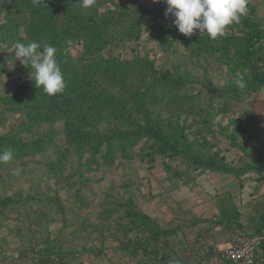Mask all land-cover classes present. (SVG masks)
Instances as JSON below:
<instances>
[{
	"label": "trees",
	"instance_id": "1",
	"mask_svg": "<svg viewBox=\"0 0 264 264\" xmlns=\"http://www.w3.org/2000/svg\"><path fill=\"white\" fill-rule=\"evenodd\" d=\"M166 9L162 2L149 7L137 0H92L87 8L81 0H40L35 5L32 0H0V17L5 18L0 23V47L9 50L17 42L33 41L41 47L55 46L66 84L62 93L49 97L35 87L29 76L22 78L13 91L0 95V129L7 125L8 115L25 122L0 133V151L11 149L14 155L11 162L0 163L1 177L8 175H1L6 166L25 165L26 158L43 155L51 148L63 159L57 168L71 154H90L85 166L88 171L102 163L113 168L120 159L145 161L149 153L136 150L145 140L150 142L151 150L148 175L155 167L157 156L181 158L195 171L237 176L248 171L246 166L229 163L202 129L196 136L203 140L192 139L182 118L205 112L199 105L204 93L213 95L209 104L214 108L216 98L221 104L228 97H249L264 90V22L257 14V6L248 0L247 15L215 41L204 34L185 37L174 23H162ZM154 20L150 39H158L163 56L169 58L175 52L172 50L175 45L184 43V57L175 58L170 67L158 65L157 59L139 51H134L131 57L125 49L128 43L140 42ZM73 50L78 54L73 55ZM8 58L0 59V67ZM212 60L227 68L232 78L229 85L219 88L208 83L206 76L210 74ZM194 70H201L202 74L196 76ZM214 111L215 117L222 116L218 109ZM59 123L64 125L68 148L57 147L53 131H42ZM232 124L234 121L225 125L222 134L247 155L257 152L260 168H264V147H256L252 142L249 148L248 142L241 143L249 130H239ZM203 125H211L207 115L203 116ZM25 134L35 138L27 139ZM82 167L65 177L64 187L43 199L57 202L54 212L64 216L66 227L72 228L78 220L81 227L54 239L48 230L54 218L37 211L38 218L31 219V227L38 230L33 233V242L38 244H24L20 260L33 253L30 264H78L82 253L94 258L105 255L110 237L90 223L88 216H81L89 208L90 201L84 191L92 180L85 177ZM166 170L171 171L167 164ZM143 179L132 186H142ZM34 198L30 196L26 201ZM20 201L21 198L18 200L11 194L0 206L6 210ZM107 203L113 205L98 218L105 223L113 221L116 231L113 241L118 251L140 258V264H185L180 255L181 227H166L158 217L141 210L133 197L119 201L107 193L101 205ZM94 232L100 233V245L92 237ZM19 234H24L23 229ZM84 234L91 247L85 245L81 252L65 249L66 244L83 240ZM204 258L202 255L200 264Z\"/></svg>",
	"mask_w": 264,
	"mask_h": 264
},
{
	"label": "rangeland",
	"instance_id": "2",
	"mask_svg": "<svg viewBox=\"0 0 264 264\" xmlns=\"http://www.w3.org/2000/svg\"><path fill=\"white\" fill-rule=\"evenodd\" d=\"M141 4H146L149 7H155L159 3H153L152 0H137ZM5 2V1H4ZM251 2L257 6V14L261 18L262 23L264 22V0H251ZM163 3V2H162ZM167 5L166 3H164ZM110 7L113 5L110 4ZM105 7L103 8V11ZM5 20L4 16L0 17V23ZM162 23L170 24L174 23V18L169 16L165 18V16L161 19ZM153 24L146 28L143 38L140 42L128 43L125 48L129 55L132 57L134 55V51H139L143 55H149L152 59H157L158 65L166 64L167 67H170L173 60L175 58H183L182 54L185 51L184 43L175 45L172 49L175 52H172L169 55V58L163 56V52L160 48L158 39H150L153 34ZM73 55H77L78 51L73 50ZM5 56H9L8 60L5 61L4 66L0 67V95L8 93V91H13L20 83V80L23 78H28L30 76V69L21 65L19 61L14 60V48L9 50H3L0 47V59ZM220 64L215 60H212L210 74L206 76L208 83L211 85H215V87L222 88L224 86L229 85L230 76L227 68L224 66H219ZM193 74L196 76L201 75V70H194ZM232 80V78H231ZM213 99V95L209 93H204L201 97L200 106L205 109L203 114L194 113L190 117L183 116L182 123L188 125L189 129L187 130L192 139L197 138L199 141H202L203 138L199 135L196 136V133L202 129L204 135L209 141L216 146V149H220L223 154L228 155L232 158L238 157L237 149L231 144V141L227 139L224 134H222V128L227 125L226 113L227 110L226 101L221 105L219 99H214V108H210L209 101ZM255 102L254 97H244L241 99L238 104L241 105H249L251 108ZM221 105V107H220ZM218 106V107H217ZM217 107V108H216ZM220 107V108H219ZM214 109H218L225 114V116H216ZM207 115L209 119L211 118V125L209 127H205L203 125V116ZM8 123L5 127L0 129V133H6L11 129L17 128V126L23 125L25 122L23 119H19L16 116L8 115ZM229 117V116H228ZM28 127V126H26ZM211 130L217 131L218 133L212 134ZM232 130V127H230ZM44 133L48 131H53V136L55 140L54 143L57 144V147L68 148L67 143L65 142L64 125L59 123L55 125L53 128L47 126L42 130ZM27 139L35 138L32 134H25ZM244 143V140L241 139V143ZM150 142L145 140L143 141L136 150L139 153L148 154L145 161L141 159H137L132 162H127L126 160H118L117 165L113 168H109L103 165L94 166L91 171L86 169V163L90 159V154H71L67 157L63 163V166L57 168L56 165H60L63 159H60V156L56 154V151L51 148L44 152L43 155H37L34 157L26 158L27 163L25 165H17L14 166H6L5 170L2 171L1 175L8 174L6 177L0 176V200L2 197L6 196L11 187H14L12 195L15 196L18 200L21 198L19 203H15L6 209L7 218L6 222H2V225H5L6 230L5 233L10 235L12 232H19L23 229L24 234L22 237H25L27 242H33V233L38 231L36 228L31 227L33 224L32 220H36L38 218L37 211H39L40 215L48 214L49 216L54 218V221L50 223L48 226V230L52 234L54 239L59 237H64L68 234V232L73 229H78L81 227L80 220L74 221V226L66 227L64 216L62 214H58L56 211L57 202L52 200H43L45 197H48L51 193L56 191L59 188L65 186V177L72 174L74 171L78 170L82 165V171L84 172L85 177L91 178V182L85 185L84 196L90 201L89 208L83 212H81V216H88L90 219V223L98 226L103 235H107L110 237L107 246L106 253L99 260L103 261L105 264H110L112 262L110 257H114L117 263L121 264L120 258L122 253L114 252L117 251L114 249L116 243L113 241V235H115L116 231L114 230L113 221L110 223H105L98 215L103 212L104 209L111 208L112 203H107L105 205H101V202L106 197L107 193L111 196L116 197L119 201H124L129 197H133L137 206L144 211H149L156 217L165 219V217H169L170 213H168L167 207L163 204V206H159V203L164 199V195L167 197V200L172 203L173 198H180L182 194L184 196H189L190 186L185 185L182 187L181 191L172 193V197L170 196V191L174 189V185H180L181 182L185 180H190L195 177L197 174L190 168L186 161L181 158H166V164L169 166L170 172L165 171L164 163L161 161L163 157L157 156L158 165L155 166L153 172H150L148 175V169L152 165L151 163V150L148 148ZM237 155V156H236ZM235 158V159H236ZM22 162V163H23ZM61 162V163H60ZM120 163V164H119ZM156 164V163H155ZM154 167V164H153ZM157 167V168H156ZM152 169V168H151ZM214 174V173H213ZM213 174L204 175L206 176L204 179H208L209 176ZM169 175L170 178H167ZM143 179L142 186L136 184L134 186L133 183L136 181H140ZM146 178L151 182L150 184L146 181ZM152 178V179H151ZM202 178V177H201ZM13 184V185H12ZM165 194V192H167ZM210 192H216L215 188H211ZM149 197H144V195ZM35 197L32 200H27L28 197ZM65 197V195H64ZM190 197V196H189ZM151 200V201H150ZM26 201V202H25ZM150 201V202H149ZM168 206V205H167ZM9 209L12 212H8ZM173 211V209H172ZM173 214H179L178 209H175ZM41 219V218H40ZM39 219V220H40ZM32 231V232H31ZM88 234V233H87ZM99 234L94 232L92 237L95 238V242L97 245H100ZM87 235L84 234L83 240H78L74 243H68L65 245L66 250H79L80 252L83 250V246L91 247V242L88 243L86 240ZM34 243V242H33ZM38 243H34L37 246ZM19 245V244H18ZM10 246H14V244H10ZM78 251V252H79ZM17 254V253H16ZM83 254V255H82ZM80 257V262L78 264H96L95 258L91 257L88 254L82 253ZM12 254L8 257V264H15L16 258L18 260V264H30L33 260V253H28L26 255V259L22 258L21 260L13 256ZM77 259V257H75ZM140 259V258H139ZM20 260V261H19ZM129 260V258H127ZM75 262V261H72ZM115 262V264H116ZM100 263V262H99ZM114 264V262H113Z\"/></svg>",
	"mask_w": 264,
	"mask_h": 264
},
{
	"label": "crops",
	"instance_id": "3",
	"mask_svg": "<svg viewBox=\"0 0 264 264\" xmlns=\"http://www.w3.org/2000/svg\"><path fill=\"white\" fill-rule=\"evenodd\" d=\"M249 97H254L255 102H258L254 103L251 108L249 105L247 107V105L238 104L244 97H228L221 103L222 105L226 101L227 110L225 113L226 118H228L226 124L234 121L232 125L237 126V129L249 130L247 135L242 137L244 142H248L249 148L252 146V142L256 147H264V90ZM220 112L223 114L221 109ZM223 115L225 116V114ZM255 153L249 156L237 149V158L224 154L227 161L232 165L247 167L248 171L240 176L224 172L195 171L193 169L197 174L195 177L181 182L180 185L175 184L174 189L170 191L171 196L173 191L179 192L183 186L188 185L190 186V197L182 194L178 199L173 198L171 203L164 195L159 206L164 204L170 216L165 217L164 220L160 217L159 219L166 227H181L180 255L185 264H200L199 260H201L202 253L196 248L200 239L216 242L222 248H228L237 237H252L261 230L264 220V168H260L261 159H259V154ZM161 161L164 163L166 159L163 158ZM157 162L156 159L155 166L158 165L159 167ZM164 167L167 172L166 162ZM209 174L213 175L204 179ZM167 178H170L169 175ZM148 183L151 182L148 181ZM211 188H215L216 192H210ZM13 190L14 187L12 186L6 196L1 198L0 204L12 194ZM167 193L168 191L165 192V194ZM144 197L148 196L145 194ZM175 209H178V215L173 214ZM8 212H12V210L9 209ZM6 214L7 211L2 210L0 206V264H8L10 259L8 257L12 254L19 258L20 253H22L20 251L24 249L23 246L28 241L17 231L10 233V235L5 233L6 227L2 225V222H6ZM10 244H14V246L12 247ZM114 249L117 250L114 252L122 253L117 248ZM110 258L112 260L110 264L113 262L115 264L114 257ZM99 259L95 258L96 264H105ZM15 260V264H18L17 258ZM140 261L139 258H131L122 253L119 262L121 264H140ZM116 264L119 263L116 262Z\"/></svg>",
	"mask_w": 264,
	"mask_h": 264
},
{
	"label": "clouds",
	"instance_id": "4",
	"mask_svg": "<svg viewBox=\"0 0 264 264\" xmlns=\"http://www.w3.org/2000/svg\"><path fill=\"white\" fill-rule=\"evenodd\" d=\"M32 2L35 5L40 0ZM81 2L82 6L87 8L92 0ZM152 2L167 4L165 18L169 16L174 18V24L180 34L185 37L204 34L212 41L224 37L230 26L239 24L248 12V0H152ZM13 47L14 60L30 69V79L35 87L41 88L49 97L65 90L64 75L57 60L58 50L55 46L41 47L39 43L33 41L28 44L17 42ZM13 159L11 149L0 151V163H9Z\"/></svg>",
	"mask_w": 264,
	"mask_h": 264
},
{
	"label": "built area",
	"instance_id": "5",
	"mask_svg": "<svg viewBox=\"0 0 264 264\" xmlns=\"http://www.w3.org/2000/svg\"><path fill=\"white\" fill-rule=\"evenodd\" d=\"M196 248L205 257L201 264H264V220L259 233L239 236L228 248L206 239H200Z\"/></svg>",
	"mask_w": 264,
	"mask_h": 264
}]
</instances>
